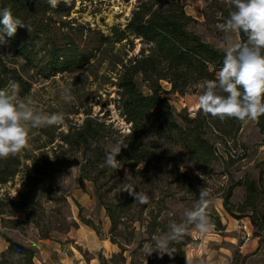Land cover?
Wrapping results in <instances>:
<instances>
[{
	"label": "rangeland",
	"instance_id": "obj_1",
	"mask_svg": "<svg viewBox=\"0 0 264 264\" xmlns=\"http://www.w3.org/2000/svg\"><path fill=\"white\" fill-rule=\"evenodd\" d=\"M142 1L58 0L65 4L67 12L55 17L66 26L79 28L78 42L92 52L73 71L45 77L27 68L8 46H0L2 90L37 111L64 115L60 125L31 128L26 146L15 156H9L19 161L20 171L0 183L4 209L0 215V252L6 250L5 239L9 238L33 249L34 264H100V258L112 257L109 264H264V144L255 121L246 120L235 140L226 145L210 126H204L203 136L215 148V159L202 173L194 169L192 159L178 139L163 136L158 138L150 159L132 171L119 165L112 169L105 164V154L131 127L116 106L118 94L114 83L120 61L126 62L147 46L138 38L100 44L96 40L99 34L110 35L114 26L123 27ZM179 1L192 18L189 29L203 41L223 51L229 37L239 42L238 33L218 29L215 20L220 12L209 7L210 0ZM223 1L231 12L233 7L228 0H218L220 4ZM11 75H18L21 80ZM135 82L141 91L149 92L142 75H136ZM203 82L180 94L170 92V84L160 80L159 94L168 99L180 126H185L184 117L205 114L197 103ZM12 83L19 86L15 93ZM66 89L70 91V102L64 98ZM86 119H91L93 124L102 123L97 126L99 140L79 149L63 144L62 134L74 132ZM33 156L47 159L52 171L43 187L31 192L26 205L20 206L21 195L25 193L23 170ZM73 158L85 163V168L61 164ZM3 159L6 158H0V162ZM246 179L257 191L254 213L250 208L244 211L237 208L245 200ZM125 182L146 193L149 203L141 204L122 192ZM202 187L210 193L208 210L217 213L221 227L209 216L214 225L212 231L200 234L189 227L182 238L173 241L185 244L175 251L170 247L171 255L153 252L146 256L144 244L153 236L166 234L171 222H182L185 210L196 205ZM226 197L231 212L224 207ZM124 198L132 202L117 228L110 232L104 203H117ZM250 215L255 218V225Z\"/></svg>",
	"mask_w": 264,
	"mask_h": 264
},
{
	"label": "trees",
	"instance_id": "obj_2",
	"mask_svg": "<svg viewBox=\"0 0 264 264\" xmlns=\"http://www.w3.org/2000/svg\"><path fill=\"white\" fill-rule=\"evenodd\" d=\"M209 7L220 12L215 20L218 24L223 23L229 16L230 11L224 1L220 4L218 0H210ZM3 8L10 9L13 17L20 19L26 26L18 27L11 37L5 34L4 45L9 47L14 56L21 58L27 68H33L48 77L73 71L91 56V49H83L77 40V34L81 30L66 26L55 17L67 12L65 4L58 2L53 6L49 0H0V9ZM191 21V16L185 12L179 0H144L132 10L123 27L114 26L110 35L99 34L96 40L100 44L124 40L131 42V38H138L147 46V49L142 47L137 55L126 62L120 61L121 67L114 83L118 94L116 106L124 120L131 124L129 133L115 141L128 145L126 148L122 147L117 156L119 166L132 171L135 166L147 162L158 146V138L163 136L164 139H178L192 159L194 169L202 173L215 159V148L204 138L203 127L210 126L226 145L227 142L235 140L246 121L234 118L221 120L202 114L193 118L184 117L183 127L175 120L168 99L159 94L160 80H166L170 84V92L184 94L199 81L217 79L225 51L203 41L198 34L191 31ZM2 29L3 25L0 24V30ZM238 34L239 42H246V34ZM136 75L143 76L148 93L139 89L135 82ZM10 77L21 80L18 75ZM1 80L4 82V78ZM255 124L264 144V116L255 121ZM99 125L102 123L93 124L91 119H86L74 132L62 134L60 140L75 149L87 147L99 140ZM99 154L103 155L102 152ZM29 160L23 170L22 184L25 193L21 195L22 201L18 203L20 206L26 205L31 192L43 187L45 178L52 171L47 159L33 156ZM66 163L79 165L81 169L86 166L74 158L61 164ZM19 165V161L13 157L3 159L0 162V183L14 177L20 171ZM243 185L245 200L237 205L238 211L250 208L254 213L256 188L247 179ZM131 202L132 199L124 198L117 203H104L105 213L111 223L110 232L117 228ZM2 206L0 199V215L4 213ZM224 207L231 212L227 197ZM207 212L213 218L214 224L221 227L217 213L208 209ZM250 219L255 225V218L250 215ZM80 220L89 225L84 217L80 216ZM5 240L8 245L5 251L0 252V264H34L33 249L9 238ZM110 240L116 243L113 238ZM180 245L172 242L170 247L175 251ZM112 259L113 257L109 260L100 258V264H109Z\"/></svg>",
	"mask_w": 264,
	"mask_h": 264
},
{
	"label": "clouds",
	"instance_id": "obj_3",
	"mask_svg": "<svg viewBox=\"0 0 264 264\" xmlns=\"http://www.w3.org/2000/svg\"><path fill=\"white\" fill-rule=\"evenodd\" d=\"M55 6L58 0H49ZM234 8L223 23L217 25L224 33H244L246 42H235L230 37L225 41V55L216 80H205L203 91L197 98L199 110L214 118L224 120L234 118L239 121H258L264 116V0H228ZM0 46L6 43L5 34L13 36L18 27H26L18 18H14L8 8L0 9ZM13 92L19 86L11 85ZM64 98L70 102L69 90ZM64 121L62 112L45 114L33 109L28 103L14 100L0 90V158L15 156L27 144L31 128L60 125ZM128 145L117 142L105 154L107 167L117 169V156L121 148ZM130 175V173H129ZM122 192H127L141 204L149 203L146 193L136 191L133 183H123ZM210 193L203 187L193 209L185 210L184 220L171 222L166 234L153 236L143 246L146 256L153 252L171 255L170 244L183 237L189 227H194L200 234H207L214 228L207 209ZM19 255V253H17Z\"/></svg>",
	"mask_w": 264,
	"mask_h": 264
}]
</instances>
